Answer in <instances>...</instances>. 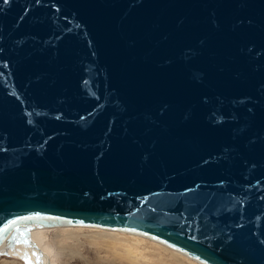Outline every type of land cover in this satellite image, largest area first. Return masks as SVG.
Segmentation results:
<instances>
[{
    "label": "water",
    "instance_id": "water-1",
    "mask_svg": "<svg viewBox=\"0 0 264 264\" xmlns=\"http://www.w3.org/2000/svg\"><path fill=\"white\" fill-rule=\"evenodd\" d=\"M33 227L264 264V0H0V247Z\"/></svg>",
    "mask_w": 264,
    "mask_h": 264
},
{
    "label": "rangeland",
    "instance_id": "rangeland-1",
    "mask_svg": "<svg viewBox=\"0 0 264 264\" xmlns=\"http://www.w3.org/2000/svg\"><path fill=\"white\" fill-rule=\"evenodd\" d=\"M34 237L38 246L48 254L50 264H196L173 255L168 248L150 240L138 247L144 258L133 260L127 256L122 246L124 243L130 244L132 240L120 234L107 235L106 232L83 229L55 230ZM21 246L18 244L15 249L1 254L0 264H26L16 254L21 252Z\"/></svg>",
    "mask_w": 264,
    "mask_h": 264
},
{
    "label": "bare ground",
    "instance_id": "bare-ground-1",
    "mask_svg": "<svg viewBox=\"0 0 264 264\" xmlns=\"http://www.w3.org/2000/svg\"><path fill=\"white\" fill-rule=\"evenodd\" d=\"M90 230V231H95V232H106L107 235L108 234H120L123 236H127V238L131 239V243H124L122 244L124 251L126 252L127 256L130 257L133 260H139L142 257V253L140 249H138V247L143 245V242H146L147 238L141 237V236H137V235H132V234H128V233H123V232H115V231H108V230H103V229H99V228H85V227H61V228H38V227H33L31 229H25L22 228V230H20V234L18 231L14 232L13 235L9 238V240H7L1 247H0V255L1 254H6L7 250L9 249H15V247L19 244L22 245L21 246V252H19V250H16V253L20 258H24V262L26 264H50L49 261V257L48 254L43 250V248L39 247L38 242L36 240V238L34 237V235H40L43 234L45 232H50V231H55V230H64V231H72V230ZM27 236L29 238L32 239L33 243L37 246L36 248H34L33 246H29L26 245L27 243ZM110 236V235H109ZM112 236V235H111ZM44 237H42L43 240ZM42 240L40 239L39 241L42 242ZM152 241V240H150ZM154 244L159 245V246H163L157 242L152 241ZM121 246V248H122ZM142 248V247H141ZM164 248H167L166 246H164ZM168 250L175 256L179 257V258H184L190 262H194L196 264V261L184 256L183 254L172 250L170 248H168ZM127 257V258H128Z\"/></svg>",
    "mask_w": 264,
    "mask_h": 264
}]
</instances>
